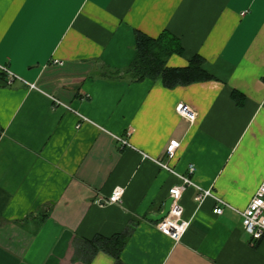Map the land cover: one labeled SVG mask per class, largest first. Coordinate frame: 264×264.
Masks as SVG:
<instances>
[{
    "label": "crops",
    "instance_id": "crops-1",
    "mask_svg": "<svg viewBox=\"0 0 264 264\" xmlns=\"http://www.w3.org/2000/svg\"><path fill=\"white\" fill-rule=\"evenodd\" d=\"M136 31L172 33L184 52L167 66L201 56L213 80L127 79ZM0 65L22 79L0 73V264H85L83 241L127 228L123 264H264V238L237 212L264 180V0H0ZM155 160L180 175L194 166L195 184L229 206L215 215L188 188L189 229L163 235L147 217L181 181ZM117 188L122 202L108 204ZM115 263L100 252L90 264Z\"/></svg>",
    "mask_w": 264,
    "mask_h": 264
},
{
    "label": "trees",
    "instance_id": "trees-1",
    "mask_svg": "<svg viewBox=\"0 0 264 264\" xmlns=\"http://www.w3.org/2000/svg\"><path fill=\"white\" fill-rule=\"evenodd\" d=\"M135 51L134 61L123 74L136 82L160 80L165 88L174 89L213 80V77L206 71V61L201 56H195L184 68L167 66L171 56L181 55L184 52L180 40L167 31L158 38H152L143 32L136 31ZM116 74L120 75L122 72ZM233 95L235 99L239 97L236 93ZM238 103L241 104L240 101ZM132 233L133 229L127 228L123 233L111 238L96 237L91 241H83L84 246L77 251V256L85 264H90L100 252H103L113 257L116 260L115 264H123L121 254Z\"/></svg>",
    "mask_w": 264,
    "mask_h": 264
},
{
    "label": "built area",
    "instance_id": "built-area-1",
    "mask_svg": "<svg viewBox=\"0 0 264 264\" xmlns=\"http://www.w3.org/2000/svg\"><path fill=\"white\" fill-rule=\"evenodd\" d=\"M0 73L4 74L6 77V84L11 85L15 81H22L21 77L11 72L7 67L0 65ZM31 89H35V85H30ZM55 106H63L59 101L54 100ZM67 109L70 107L65 106ZM176 112L181 116L186 118L190 122H194L196 119V114L193 110L186 104H179L176 107ZM83 121H88L85 117L77 113ZM80 127V124L77 126ZM115 139L123 147H131L127 140L121 137H115ZM180 147V142L178 140H172L169 142L167 147V157L173 159L176 155V151ZM157 164L168 171L169 173L177 176L180 179V184L172 187L169 191V198L172 199L171 208L169 214L166 218L157 223V229L165 236L171 238L174 241H180L184 234L187 232L190 226V222L183 218V207L181 205V200L184 193L188 188L194 187L197 190L195 196V202L200 206L208 198H212L216 201V206L213 210L215 215H221L223 213V207H228L229 205L217 197L212 190L203 189L195 184L193 181V175L195 173V167L190 166L188 170V175H180L172 169L169 164L161 163L155 160ZM125 194L124 188H117L113 191L112 195L109 197L108 204H120L123 200ZM242 217V227L246 234H248L253 241H260L264 238V180L250 201L246 209L242 211H237Z\"/></svg>",
    "mask_w": 264,
    "mask_h": 264
},
{
    "label": "water",
    "instance_id": "water-1",
    "mask_svg": "<svg viewBox=\"0 0 264 264\" xmlns=\"http://www.w3.org/2000/svg\"><path fill=\"white\" fill-rule=\"evenodd\" d=\"M171 204H172V199L169 198L165 202L161 213H158L156 215H150V216L147 217V219L151 220V221H154V222H159V221L163 220L169 214V211H170V208H171Z\"/></svg>",
    "mask_w": 264,
    "mask_h": 264
},
{
    "label": "rangeland",
    "instance_id": "rangeland-1",
    "mask_svg": "<svg viewBox=\"0 0 264 264\" xmlns=\"http://www.w3.org/2000/svg\"><path fill=\"white\" fill-rule=\"evenodd\" d=\"M107 74H111V72H108ZM127 79H129V77H127Z\"/></svg>",
    "mask_w": 264,
    "mask_h": 264
}]
</instances>
